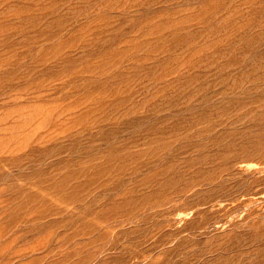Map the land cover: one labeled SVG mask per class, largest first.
<instances>
[{
  "label": "rangeland",
  "instance_id": "obj_1",
  "mask_svg": "<svg viewBox=\"0 0 264 264\" xmlns=\"http://www.w3.org/2000/svg\"><path fill=\"white\" fill-rule=\"evenodd\" d=\"M5 262L264 264V0H0Z\"/></svg>",
  "mask_w": 264,
  "mask_h": 264
},
{
  "label": "bare ground",
  "instance_id": "obj_2",
  "mask_svg": "<svg viewBox=\"0 0 264 264\" xmlns=\"http://www.w3.org/2000/svg\"><path fill=\"white\" fill-rule=\"evenodd\" d=\"M152 140V139H151ZM155 141V140H154ZM113 171V170H112ZM162 185V184H161ZM92 233H94V232H92ZM8 261V260H7ZM6 264H7V262H5Z\"/></svg>",
  "mask_w": 264,
  "mask_h": 264
}]
</instances>
